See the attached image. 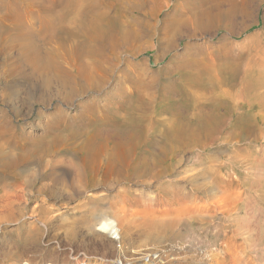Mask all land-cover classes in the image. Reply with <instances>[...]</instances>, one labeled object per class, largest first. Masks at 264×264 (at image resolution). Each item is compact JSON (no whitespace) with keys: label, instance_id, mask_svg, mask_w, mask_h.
Listing matches in <instances>:
<instances>
[{"label":"rangeland","instance_id":"obj_1","mask_svg":"<svg viewBox=\"0 0 264 264\" xmlns=\"http://www.w3.org/2000/svg\"><path fill=\"white\" fill-rule=\"evenodd\" d=\"M6 1L0 0V50H16L20 46L32 49L37 46L34 40L23 34L33 35L39 30L57 31L56 25H52L55 13L60 15L68 4V0H15L16 4L6 7ZM100 1V11L108 13L111 24L112 21L114 24L115 21L118 23L113 29L125 24L126 28L133 30L142 27L148 22L144 15L148 12V7L154 4L153 1L161 7L156 26L158 30L162 22L168 21L175 13L202 23L203 29L191 38L178 39L179 45L169 54L158 50L157 36L149 40L148 48L135 59L129 56V50L121 49L120 62L116 66L111 88L118 91L116 84L124 79V72L131 76L130 70L135 67L140 69L138 72H142L140 77L132 75L130 82L128 80L124 84L127 89L124 94L115 92L111 102L98 100L99 112L82 117L80 105H75L78 102L86 104L90 97H94H80L74 99L72 104H67L52 96L50 105L34 104L29 120H22V116L28 112V105L37 100L31 97V93L23 104L6 96L5 86L11 79L4 76L6 70L0 60V113H6L12 119L8 101L22 105L17 123L32 138L27 142L32 153L24 158L20 166H12V169L3 173H7L9 185L18 181L30 193L16 210H3L0 222V264H73L76 256L84 258L88 263L120 261L122 264H166V260L162 259L165 251L171 255L170 264H177L175 255L180 251L192 250L194 253L188 252V257L203 259L214 251L215 243L221 246L226 241L240 253L242 264H264V98L258 102L249 93L241 92V82L246 75L247 65L250 64L251 70H258L264 76V65L261 67L259 61L264 58V0ZM11 8L15 10L11 11ZM20 9L24 15L22 21L18 14ZM186 46L192 48L190 56L193 58L205 57L207 65L211 66L209 70L213 80L218 78L216 83L222 91H231L229 93L234 94V99L231 100L223 94L206 95L196 108L193 96L185 99L180 95L179 76L174 74L175 67L170 63L169 57L173 56L171 53H176V56L184 54ZM211 63H214L215 68ZM39 78L33 76L24 83L28 82L29 85L36 82L42 89L45 81L42 77ZM142 102L146 108L144 111L156 123L165 121L160 124V129L169 126L166 120L170 113L178 110L182 114L208 113L211 123L201 128L205 132L197 136V140L178 148L169 168L155 172L145 171L143 175H147V178L143 177L141 180L152 184L146 192H140L141 182L136 181L138 177L135 174L142 173L141 171L125 168L126 164L120 158L112 160V177L122 174L127 175V179H119L121 183L115 184L106 200H99V192L103 190L101 185L84 191L86 179L94 175L93 169L95 172L99 169V162L97 166L88 167L87 170L90 171H83L84 163L78 142L80 138L70 135L78 134L86 128L91 131L97 129L95 132L99 131L104 136V132L111 129L107 133L108 136H113V144L116 142L114 135L121 131L119 128L126 130L136 128L134 126L137 125L139 128L138 123L129 127L122 115L130 106L134 109ZM55 107L64 112L62 118L54 115L49 119V126L55 129L51 134L57 137L51 142L47 139L39 144V140L34 143L37 138L45 136L48 128L46 125L44 128L37 127L39 119L36 112L53 114ZM92 116L96 122L92 120ZM100 116H108L109 120L100 119ZM196 119L198 120V115ZM46 120L47 118H43L41 123ZM145 126L147 128L148 122H145ZM154 143L156 142L151 141L140 150L150 155L149 162L159 158L157 147L155 148L157 145ZM100 159L103 160V157ZM103 168L107 170L105 166ZM219 186L236 196V204L227 220L214 219L205 228L183 224L176 230L169 229L170 231L168 228L141 229L133 235L121 234L113 239L95 231L93 219L99 217L106 204L117 201L118 191L128 192L125 197L122 196L126 199L127 208H149L157 211L175 209L185 200H192L194 205H198L212 198ZM146 193L152 197L151 201ZM91 194H97V197ZM226 234L229 235L226 237ZM150 253L157 255L152 256Z\"/></svg>","mask_w":264,"mask_h":264},{"label":"bare ground","instance_id":"obj_2","mask_svg":"<svg viewBox=\"0 0 264 264\" xmlns=\"http://www.w3.org/2000/svg\"><path fill=\"white\" fill-rule=\"evenodd\" d=\"M153 3L154 4L148 7V12L144 15V18H147L146 20H148V22L144 23L139 29L133 30L126 28V24L113 29L114 25H117L118 23L115 21L114 24V21H112L111 24L107 17L108 13L106 14V12L104 13L100 11V0H68V4L66 3L67 7L64 9L65 11L60 15L56 14L58 12L55 13L56 16H54L55 19L52 25H56V28H58L57 31L42 32L39 30V32H34L33 35H30L29 33L25 35L23 34V36L28 37V39H31L32 41L34 40L37 46L32 49L24 46H20L16 50L1 49L0 60L6 70L3 74L5 77L7 76L11 79L7 86H5L6 96L9 98L13 97V101H20V103L23 104L24 100L28 97V94L31 93V97H35L37 100L35 103L28 105V112L26 115L22 116V120H29L32 113V106H34V104L36 105L37 103L42 106L50 105L49 103L53 101L51 98L52 96H55L54 98L67 104H72L74 99H79L80 97L85 96L89 98L92 96L94 98L91 99L90 97V99L86 101V104L78 102V104L75 103V107H79L80 105L79 108L82 109L81 112L83 113H80L81 117L82 115L96 114L97 111L99 112L100 110L98 100L103 99L104 101L111 102L112 96L116 94L115 92H121L124 94L127 90L124 87V84L128 80V82H130L132 75L134 77H140L142 73L138 72L140 69L136 67L135 69L130 68L131 76L124 72V79L117 82L116 85L119 87L118 91H116L115 88H111V81L116 66L120 62L119 56L121 49L124 51L129 50V56L132 59H135V57L142 53L145 48H148L149 40H152L157 36L158 50L169 54L170 51L176 48V45H179L178 39L182 37L191 38L196 32L203 29L202 23H197L196 20H193V18L190 17L183 18L181 14L175 13L168 21H163L161 28L158 30L156 26L161 7L154 1ZM10 4H16V1L7 0L5 2L6 7ZM194 6H192L193 9ZM14 10L11 8V11ZM105 10L106 9H104V11ZM22 12L23 10H18L21 21L24 16ZM135 24L137 23L135 22ZM40 27L42 28V26ZM191 49V47L186 46L184 48V54L176 56V53H171L173 56L169 57L170 59L168 58L170 63L175 67L174 74L179 76L180 95L185 99H190L193 96L194 99L192 100H196V108L198 107L199 102L201 103L202 100L204 101L206 95L214 96L223 94V96L228 97L231 100L234 99V94L229 93L231 91H227L226 88V90L222 91L220 85L216 83L218 80L217 77L216 81L213 80V75L211 70H209L211 66L209 67L207 65L208 63L205 61V57L199 59L193 58L190 56V54L192 55V52H190ZM259 61H261L260 65L262 67L264 65V58L262 60L259 59ZM211 64L214 66V63ZM249 65H247V72L244 76V80L241 82V92L242 94L249 93L255 101L261 102L264 98V76H261L260 73L257 72L258 70H251V66ZM33 76L43 78L45 86L42 89H40L36 82L29 85H27L28 82L24 83L25 80H29ZM132 84H135V82ZM141 86L144 87L143 84H141ZM236 93L239 94V92ZM236 97H238V95H236ZM13 101H8L10 102L9 113L11 114L12 119H10L6 113H0V222L3 217V210L10 209L11 211L13 208L16 210L21 201L26 199L25 197L29 196L30 193V190H26L23 184L18 181L9 185L6 175L7 173L3 175L6 170L12 169V166H18L24 158H27L32 153V150L27 147V142L32 138L30 139V135L24 133L23 128L17 123V119H19L18 117L21 116L22 105L18 106ZM137 106L138 107H135L134 109L130 106L122 116L124 117L123 120H125L129 127L137 125L138 123L139 128H137L138 125L134 126L136 128H126V130H124V128H119L121 131L114 135L116 142L113 144V136H108L111 129L107 130L109 133H107V131L104 132V136L99 131L95 132L97 129L91 131V129L85 128V130L80 131L78 134H71L70 131V136H79L80 138V141H78L80 146H78L82 153L84 163V166H82L83 171L86 172L88 167H94V165L97 166L99 162V169L96 170V172L95 169H93L94 171L92 174L94 175L92 177L89 176L88 179H86L84 186V191H86L87 189L96 188L97 186L100 187L101 185L103 190L102 192H99V200H106L105 198L107 197V194L112 191L115 184L117 182L118 184L121 183V180L119 181V179H127L126 174V176H123L120 173V175L115 178L112 177V160L120 158L123 163L126 164L125 168L129 167L132 170L141 171L142 173L139 172L135 174V176L140 179L138 180L137 178L136 181L141 182L139 185L141 188L140 192H146L152 184L147 183L146 180H141L143 177L147 178V175L143 174L169 168L170 162L175 156L178 148L183 144L190 143L195 139L197 140L199 138L197 136H200L202 132H205V130L201 128L204 126L206 127L211 123V117L208 113L197 114L193 112L182 114V112L180 113L178 110L174 113H170L166 120L169 126L160 129V124L165 121L160 120L159 123H156L157 121L155 122L151 115H147L144 111L146 109L144 108V102ZM55 108L56 109H53V114H44L42 111L36 112V117L39 119L37 127L44 128L46 125L48 128L44 134L45 136H42L39 139L37 138V140L34 139V143H37L39 140V144L41 141H47V139L51 142L57 137L55 134H51L52 130L55 129H53L52 126H49V119L54 115L58 118H62L64 112L59 107ZM109 115L112 114L110 113ZM197 115L198 120L196 119ZM107 117L108 116H100V119L109 120ZM43 118H47V120L41 123ZM92 120L95 121L94 118ZM14 121H16L17 124H15ZM93 121L92 123L96 124V121ZM145 122H148L147 128ZM32 127H30V129H32ZM91 128L93 127L91 126ZM114 132L115 129L112 135ZM105 133L107 135H105ZM151 141L156 142L154 144L157 145L155 148L157 147L156 149L159 153V158L157 160H150L149 162L150 158L148 157L150 155L144 151L140 152V150L143 149L142 147L144 145H147ZM31 143H33V141ZM40 145L42 146L43 144L41 143ZM38 147L40 146L38 145ZM101 157H103V160L100 159ZM167 162H169V164ZM103 166L106 167V171ZM171 170L173 171V169ZM87 171H90V169ZM151 181L153 180H150V182ZM127 193V191L123 193L122 191L120 193L118 191L116 197L117 201L115 200L116 202L114 203L109 202V204H106L104 210L100 212L99 217L93 219L95 231L103 235H109L113 239V237H119L121 234L133 235L141 229L155 230L160 228V230H163V228H168V230H176L183 224L186 226L197 225L201 229L209 225L214 219L227 220L228 216L231 214V209L234 208L237 200L236 196L232 195L233 193L229 194L223 190V187L219 186L216 188V192L212 198L207 199L198 205H194L192 200H185L175 209H158L156 211L149 208H127L125 206L126 199H123ZM96 195L97 194H91L93 197ZM147 197L150 201L152 200V197L148 194ZM227 235L229 234H226V237ZM231 237H228V239H231ZM221 244V246H218L219 243L218 245L215 243L214 251H211V253L203 259L188 257V252L194 253L192 250H188L180 251L179 254H176L175 261L178 262L177 264H242L240 253L232 248L230 242L227 243L226 241ZM155 255H157V253L152 254V256ZM170 256L171 255L166 251L163 253L162 259L166 260V264H170ZM151 257H149V260ZM73 260V264H115L116 262L122 264L120 261H116L115 263H88L84 258L77 256Z\"/></svg>","mask_w":264,"mask_h":264},{"label":"built area","instance_id":"obj_3","mask_svg":"<svg viewBox=\"0 0 264 264\" xmlns=\"http://www.w3.org/2000/svg\"><path fill=\"white\" fill-rule=\"evenodd\" d=\"M115 264H119V263L116 262Z\"/></svg>","mask_w":264,"mask_h":264}]
</instances>
